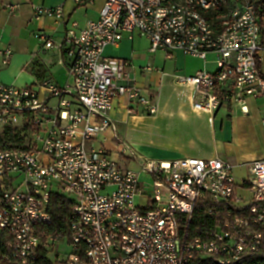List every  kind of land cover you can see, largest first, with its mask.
Here are the masks:
<instances>
[{
	"label": "built area",
	"instance_id": "1",
	"mask_svg": "<svg viewBox=\"0 0 264 264\" xmlns=\"http://www.w3.org/2000/svg\"><path fill=\"white\" fill-rule=\"evenodd\" d=\"M93 1L72 0L77 6ZM0 2L10 14L20 8ZM195 5L222 12V19L189 23L182 0H105L97 20L84 28L74 22L61 42L35 33L44 49L63 53L65 86L6 84L2 73L13 50L0 47V231L10 237V264H189L198 258L236 264L261 252L264 159L247 166L239 186L235 166L219 157L150 160L135 170L122 167L98 140L115 130L109 112L121 95L150 115L159 112L133 84L131 61L105 55L108 46L136 34L148 39L151 53L181 51L207 64L216 55V71L174 80L211 123L222 109L247 114L249 98L264 100V0H233L232 24H224V11L207 0H190ZM32 7L37 20L65 18L63 5ZM5 133L14 140H5ZM54 194L73 203L65 235L46 231ZM200 206L216 224L206 236L189 238L181 220L189 223Z\"/></svg>",
	"mask_w": 264,
	"mask_h": 264
},
{
	"label": "crops",
	"instance_id": "2",
	"mask_svg": "<svg viewBox=\"0 0 264 264\" xmlns=\"http://www.w3.org/2000/svg\"><path fill=\"white\" fill-rule=\"evenodd\" d=\"M10 2L19 4L20 8L15 14H10L0 2V47L8 46L13 50L11 63L4 69L6 72L2 77L3 81L14 78L12 77L14 75L16 79L21 73L28 71L35 80L31 85L48 81L63 86L65 80L58 78V72H56V70L65 71V73L67 71L66 76L68 77L67 62L63 53L57 49H44L43 47L36 52L39 41L34 35L37 32H45L55 42H61L74 22L79 28H84L88 22L97 20L105 0H94L91 4L84 6H77L72 0H10ZM32 5L46 7L63 5L65 18L62 21L49 17L37 20L34 18ZM136 35L132 40L124 39L117 47L108 46L105 49V55L131 61L130 74L133 84L141 88L143 94L152 103L159 106V112L156 115H150L147 107L134 104L127 95H121L115 99L113 108L109 112V118L115 130L100 135L98 140L113 153L122 167H127L125 163L131 161L129 157L123 155L124 139L131 137L134 132H142L155 127L154 124L164 117H177L178 120L186 123L185 131L191 130V137H195V140L203 144H210L213 149L210 152V158H221V153L230 150L232 145H239L250 139L258 149L253 153L243 154L244 160L239 164L240 167L247 170L250 163L264 159L263 99L249 98L247 114H243L238 108L222 109L211 123L208 115L198 114L193 110L192 96L189 91L179 89L175 82L167 83L165 79L168 76L165 69L169 61L174 62L172 70L180 71L183 75H193L199 70H207L206 66L209 63L187 56L181 51H175L170 57L164 51L151 53L148 39ZM41 54H48L46 61ZM148 67L151 70H148ZM260 67L264 75V55ZM67 83H70L69 77ZM171 85L175 88L169 95L164 94L165 88ZM188 125L190 127H187ZM199 153L194 142L190 140L189 148L188 146H174V152L166 155L170 158L162 160L202 158L193 156Z\"/></svg>",
	"mask_w": 264,
	"mask_h": 264
},
{
	"label": "rangeland",
	"instance_id": "3",
	"mask_svg": "<svg viewBox=\"0 0 264 264\" xmlns=\"http://www.w3.org/2000/svg\"><path fill=\"white\" fill-rule=\"evenodd\" d=\"M137 36V35H136ZM42 44L39 42L37 44L36 52L42 49ZM41 57L46 61L48 54H41ZM216 59L215 54H210L208 56V61L210 62L206 67L210 72L216 71V64L214 60ZM174 62L169 61L165 72H168V76L165 78L167 83L175 80L176 74H181L180 71L172 70ZM6 70L3 71V75ZM57 77L65 80L63 86L66 85L68 77L66 76L67 71H58L56 70ZM177 72V73H174ZM14 78L10 80H4L6 84L15 85L18 87H25L26 85H31L35 82L34 78L30 76L28 71L21 73L18 78L15 75ZM175 88L174 85H171L169 88H165L166 92L164 94L169 95L172 89ZM192 117V116H191ZM191 119V118H190ZM186 123H183L181 120H178L177 117H164L160 118L154 125L155 127L149 128L142 132H134L131 137L124 139L125 147L127 148V157L131 160L126 162L125 165L129 168L138 170L141 164L150 160H162L170 157L166 155H171L174 152V146H185L189 148V141L194 142L195 148L200 151L199 154H194L193 156H198L202 158H210L211 151L213 150L210 144H203L198 140H195V137H191V130H187ZM187 127H190L189 125ZM228 147V146H226ZM258 147L255 146L254 142L250 139L244 141L243 143L237 145L234 144L230 147V150L221 153V158L230 162L231 164H236L235 167V177L239 186H242L243 181L247 179V170L244 167H240V163L243 162V154L253 153L257 151ZM238 195L241 198H248V193L242 189H238ZM136 202L144 205L145 200L143 198H136Z\"/></svg>",
	"mask_w": 264,
	"mask_h": 264
},
{
	"label": "trees",
	"instance_id": "4",
	"mask_svg": "<svg viewBox=\"0 0 264 264\" xmlns=\"http://www.w3.org/2000/svg\"><path fill=\"white\" fill-rule=\"evenodd\" d=\"M5 140H14L11 134L5 133ZM17 137V136H16ZM72 200L62 194H54L50 201L49 212L51 214V224L46 228L48 234H68L71 223ZM205 206L197 207L195 215L189 223L181 220V225L185 227L187 236L194 238L206 236V231L215 226L213 218L204 215ZM264 235V227L261 229ZM10 237L4 231H0V264H10L7 256V243ZM189 264H217L211 258H198ZM236 264H264V244L260 253L249 256Z\"/></svg>",
	"mask_w": 264,
	"mask_h": 264
},
{
	"label": "bare ground",
	"instance_id": "5",
	"mask_svg": "<svg viewBox=\"0 0 264 264\" xmlns=\"http://www.w3.org/2000/svg\"><path fill=\"white\" fill-rule=\"evenodd\" d=\"M207 5H215L217 11H224V24L233 23V15L235 13L233 0H207ZM182 7H187L189 23H196V19L209 20L212 15L213 20L222 19V12L213 13V8H208L207 6L202 5L190 6V0H182Z\"/></svg>",
	"mask_w": 264,
	"mask_h": 264
}]
</instances>
